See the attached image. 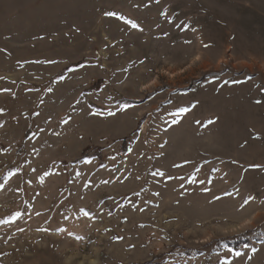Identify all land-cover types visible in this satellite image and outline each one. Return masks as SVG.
<instances>
[{
	"label": "rangeland",
	"instance_id": "obj_1",
	"mask_svg": "<svg viewBox=\"0 0 264 264\" xmlns=\"http://www.w3.org/2000/svg\"><path fill=\"white\" fill-rule=\"evenodd\" d=\"M0 264H264V0H0Z\"/></svg>",
	"mask_w": 264,
	"mask_h": 264
},
{
	"label": "snow or ice",
	"instance_id": "obj_2",
	"mask_svg": "<svg viewBox=\"0 0 264 264\" xmlns=\"http://www.w3.org/2000/svg\"><path fill=\"white\" fill-rule=\"evenodd\" d=\"M106 15L114 16V15H116V13L108 12V13H106ZM121 19H122V17H121ZM132 26L136 27V25L134 23L132 24ZM209 123H212V121H209ZM253 167H259V165H253ZM17 215H19V213H17ZM3 222H7V221H3ZM237 255H239V254H237Z\"/></svg>",
	"mask_w": 264,
	"mask_h": 264
},
{
	"label": "trees",
	"instance_id": "obj_3",
	"mask_svg": "<svg viewBox=\"0 0 264 264\" xmlns=\"http://www.w3.org/2000/svg\"><path fill=\"white\" fill-rule=\"evenodd\" d=\"M73 67H75V66H73ZM69 69V68H68Z\"/></svg>",
	"mask_w": 264,
	"mask_h": 264
}]
</instances>
